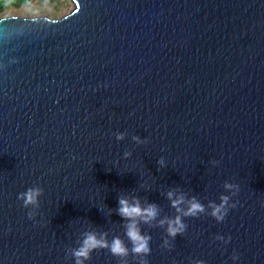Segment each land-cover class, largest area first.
I'll return each mask as SVG.
<instances>
[{
	"label": "water",
	"instance_id": "obj_1",
	"mask_svg": "<svg viewBox=\"0 0 264 264\" xmlns=\"http://www.w3.org/2000/svg\"><path fill=\"white\" fill-rule=\"evenodd\" d=\"M72 1L0 18V264H74L81 232L123 236L121 195L163 219L169 191L207 206L226 181L240 191L223 222L185 217L175 240L142 225L149 264H264V0ZM34 186L30 220L18 195Z\"/></svg>",
	"mask_w": 264,
	"mask_h": 264
},
{
	"label": "clouds",
	"instance_id": "obj_2",
	"mask_svg": "<svg viewBox=\"0 0 264 264\" xmlns=\"http://www.w3.org/2000/svg\"><path fill=\"white\" fill-rule=\"evenodd\" d=\"M118 141L125 140L127 133L119 132L115 134ZM132 139L137 144H146L149 141L141 139L139 136H133ZM131 152L125 153V158H130ZM160 167H165L164 158L158 160ZM213 166H218L220 161L212 160ZM224 189L235 196L239 193L240 187L238 184L225 182ZM44 195L43 188L34 186L26 191L19 193L18 199L22 201V206L29 209L27 215L30 220H35L38 215V209L41 207L40 197ZM230 195H221L220 203L210 201L207 206L200 202L195 196L191 198L185 197L183 194H177L174 191L167 193V199L171 203V207L175 209L174 217H164L158 219L161 209L157 204L149 203L144 206L141 199L137 196L126 197L121 195L118 198V208L116 213L123 220V236L114 235L109 239V233L97 232L95 230H85L80 233V239L77 241V247H70L67 250V258H71L74 264H87L92 259V254L98 250H107L113 257L118 258L119 264H129V258L136 260V264H149L147 257L151 254L150 241L151 235L145 234L142 225L150 227H164L167 236L171 240H175L178 235H183L188 225L184 222L185 217H198L201 214L212 216L217 222H223L227 217L231 208H236L237 203H230ZM211 209L209 212L208 210ZM156 222V223H154ZM166 226V227H165ZM217 240H224L228 243L231 240L229 236L225 239L224 236L218 235ZM162 247L169 250L173 245L168 239L163 241ZM239 259V254L232 255V260ZM192 264H205L204 260H194Z\"/></svg>",
	"mask_w": 264,
	"mask_h": 264
},
{
	"label": "rangeland",
	"instance_id": "obj_3",
	"mask_svg": "<svg viewBox=\"0 0 264 264\" xmlns=\"http://www.w3.org/2000/svg\"><path fill=\"white\" fill-rule=\"evenodd\" d=\"M0 18L10 15L61 18L74 8L72 0H1Z\"/></svg>",
	"mask_w": 264,
	"mask_h": 264
},
{
	"label": "trees",
	"instance_id": "obj_4",
	"mask_svg": "<svg viewBox=\"0 0 264 264\" xmlns=\"http://www.w3.org/2000/svg\"><path fill=\"white\" fill-rule=\"evenodd\" d=\"M2 5H3V1L0 0V8L2 7Z\"/></svg>",
	"mask_w": 264,
	"mask_h": 264
}]
</instances>
